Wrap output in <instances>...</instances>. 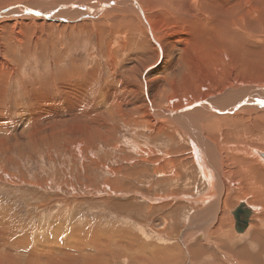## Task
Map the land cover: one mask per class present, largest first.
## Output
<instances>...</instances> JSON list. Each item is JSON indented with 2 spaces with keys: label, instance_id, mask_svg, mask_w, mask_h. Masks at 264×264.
<instances>
[{
  "label": "bare ground",
  "instance_id": "obj_1",
  "mask_svg": "<svg viewBox=\"0 0 264 264\" xmlns=\"http://www.w3.org/2000/svg\"><path fill=\"white\" fill-rule=\"evenodd\" d=\"M75 36L85 38L81 44L74 41L80 47H87V41L93 37L98 38L97 49L102 52L101 57L109 76L113 77V81L105 89L111 91H104L103 104L94 106V98L90 96L95 93L93 90L98 89L97 82L102 75V68L98 69L96 66L97 69L89 77L81 73H76L75 76L65 71L60 72V98L52 94V97H39L33 92V100L32 97L30 102L28 100V106L35 103L36 107L30 109V112L28 110V121L32 124V129H38L40 133L37 136L34 134L35 140L30 142H35L34 145L38 141L48 143L54 137L64 135L60 131L56 132L57 129L42 127L44 122L49 124L47 121L52 120L43 114L56 112L55 108L63 106L66 107L65 110L71 109L67 114H72L75 119L76 124L70 127L71 135L76 138L73 139L74 150L84 146L85 141L89 143L109 140L113 141L111 144L116 150L119 149V143L114 140L116 131L121 127L113 126L109 119L123 126L133 125L142 129L140 136L148 134L150 142L146 141L150 144L143 145L145 142L138 143L135 140L133 154L160 168L159 173H155L159 176L158 180L177 182L174 178L181 170L184 171L182 179L187 180L185 185L190 186L194 184L190 179L198 171L207 188L201 197L191 196L189 192L185 196V193L175 188L169 192L168 199L173 202L177 199L182 202L189 199L190 203L195 200L206 202L214 199L210 209L213 213L211 221L204 229L201 228L202 235L199 234L205 242L211 238L218 253L205 252L204 249L207 248L202 247V244H197L196 247L188 244V262L263 264L264 107L260 102H264V0H0L1 94L11 76L26 77V73L14 63L18 49H26L30 55L31 52L37 53L39 48L46 49L49 44L55 50L60 37L70 40ZM69 53V48L64 47V50L57 52V56L64 59L67 55L70 56ZM133 53L136 56L133 55L131 64L122 68L124 57L127 54L132 57ZM33 57L35 59L38 56L34 54ZM55 57L53 56L54 59ZM92 57H97V54L94 53ZM63 61H59L57 65ZM20 108L19 114L24 117V107ZM57 116L55 121L62 118L60 114ZM43 130L45 132L42 133ZM162 143H165L164 146ZM159 146L168 151L158 150ZM181 147L185 151L182 149V153H177ZM150 164L146 165L151 166ZM162 197L155 195L153 204L161 203ZM242 199L247 201V206L254 214L258 213L257 223L254 225L253 215L251 216L250 225L243 233L245 236L242 235L244 238L235 234L238 232L234 216L236 208L242 204L239 200ZM237 201L239 206L236 205ZM174 206L177 210L182 207ZM196 218L194 215L192 223L189 221L192 229L202 222V219L195 222ZM12 222L14 224V220ZM51 228L49 227L50 230ZM118 228L116 232L109 233L113 236L110 235L107 241H103L100 232L96 233L93 244L100 255L94 257L96 260L115 252L114 246L123 242L119 249L125 248L123 250H128V253L133 252V258L140 264L184 263L180 256L172 252L174 249L169 248L171 251L166 253L164 250L167 245L161 246L157 241H151L152 236L145 229L134 233L130 229ZM150 228L154 235L160 234L157 232L161 230L156 228L155 232V227ZM56 229L51 230L54 233L51 235L56 238L55 243L49 241L53 239L51 236L47 240L42 239L41 235L31 240L30 236L27 249L37 247L30 250L31 254L28 252V264H74L76 259L83 257L86 252L80 251L81 248L75 250L74 245L71 247V244L70 246L60 241L65 244L63 246L59 243V233L64 229ZM18 231L1 213L0 247H9V244L14 243ZM188 232L189 230H184L179 234L181 238H186ZM164 233L168 232L163 231L162 236ZM70 237L72 238H67ZM243 241L247 244L243 245ZM22 243L23 241L19 242V245ZM3 250L0 251V264H15L18 257H15L13 251L9 253L2 252ZM82 262L95 264L86 260Z\"/></svg>",
  "mask_w": 264,
  "mask_h": 264
},
{
  "label": "rangeland",
  "instance_id": "obj_2",
  "mask_svg": "<svg viewBox=\"0 0 264 264\" xmlns=\"http://www.w3.org/2000/svg\"><path fill=\"white\" fill-rule=\"evenodd\" d=\"M75 37H71L70 40H65V38L60 37L61 40L58 39L59 41L56 45L57 49L55 48V50H53L49 44L47 45L46 49L39 48L37 53H34L37 54L38 59H34V54L32 52L30 55L27 54L28 50L25 48L24 49L26 51L23 49H18L17 55L14 57V63L26 73V77H20L19 75L18 77L11 76L6 84V89H3L2 91L4 94H1L2 89H0V146L3 147L0 148V215L2 213V216H6V218L9 219L11 225L14 226V228H18L19 230L17 232V236L15 237L16 241L14 243L16 244H9V247L2 245L0 247V251L3 249L5 251L3 250L2 252L9 251L10 253L13 251L15 257H18L16 259V262L17 260L18 262H15V264H28L26 260L32 252L30 250H35L37 247L33 246V248L27 249L30 236L32 237L31 240H33L34 237L40 235L44 240H47L48 237L51 236L53 239L49 238V241L55 243L56 238L54 239V236L51 234H54L53 231H55L57 228L59 231L64 229L61 231V233H59V243L61 241L62 243L68 245L71 244L72 246H70L73 247L74 245L73 248H76L75 250H80L81 248L80 251L84 253L86 252L85 254L83 253L84 255L82 254L83 257L81 259H76L74 264H85L82 262L83 260L91 261L95 264H140L135 258H133V252L129 251L130 253H128V250H123L125 248L119 249L123 242H121L120 245L114 246L113 250L115 252L110 253L107 257H101L102 259L100 260L95 259L96 257L100 256L98 255L99 253H97L98 251H95L96 246L93 244L96 233L100 232L99 234H102V239L104 238L103 241H107V239L111 237L110 235H112L109 233L116 232L117 228L119 227L130 229L134 233L145 229V231L147 233L149 232L148 234L152 236L150 238L151 241H157L161 246L164 244L168 246L164 250L166 253H169L171 250H175L176 248V250H173L172 252L178 257L180 256L182 262L184 261L183 264H190L188 262V260L190 261V256L188 255V244H192L195 247L199 244H202V247L205 246V248H207L204 249L206 250L205 252L209 251L211 253H218V249L216 245L213 244V240L211 238L205 242L201 237L203 232L202 229H204V226H207L211 221L213 213L210 211V209L214 203V199L209 201H206L205 199L206 202L195 200L191 202L193 203V206H190L191 203L189 199L184 201L186 203L185 204L184 202L179 201V199L173 202L167 198L171 191L175 188H177L181 193H185V196L188 195V192L191 196H203L207 188L203 184L198 171L196 172V176L190 179L192 182L194 181V184L190 186L185 185L187 180L184 181V179H182L184 171L181 172V170L178 171V176L174 178L177 180V182L172 181L171 183L170 180H165L164 182L158 180L157 178L159 176H157L155 173H159L160 168L154 167V165L148 163V161H142L140 156L133 154L135 149V140L138 143L145 142L143 145L150 144L147 143L148 140V142H150L148 134L140 136L139 132L142 129H137L133 125L123 126L121 123L109 119L113 126L121 127V129H118L115 133V140L113 139L114 142H118L120 145L119 149L117 148L118 151L116 150V147L111 144L113 142L112 140H109L108 142L95 141L89 143L88 141H85L86 144H84V146H86L87 149L83 145L81 146V149L79 145L80 149L74 150L73 147L75 145V141H73V139L76 138H74L73 134L71 135L70 131L72 128L70 127L74 126L75 119L73 118L72 114H67L71 109L67 108L68 110H65L66 107L63 106V108H55L56 112L52 111L43 114L44 117L52 120L47 121L49 124L44 122L42 127L44 126L49 130L52 128L57 129L56 132L60 131L59 133H63L64 135L54 137L52 141H48V143L44 141H38V144L34 145L35 142H30L35 140L33 136L34 134L37 136L40 133L38 129H32V124L28 121V110L30 112V109L36 108L34 106L35 103H33L31 106H28V100L30 102V98L35 93V95H39V97L44 95L51 96L52 94L53 96L58 95L60 98L61 94L59 93L60 89H58V84L61 81L60 79H62V76L60 75L63 71L75 76L76 73H81L85 76L88 75L89 77V74H92V71L97 69L96 66H98V69L102 68V75L99 78L100 80L97 82L98 89L96 88V90H93L95 93L90 96V98H94H92L94 100V106L98 103L100 105L103 104L102 93L104 91L107 93H110L111 91L109 89H105L107 85L113 81V77L111 75L109 76V72L106 69V64L101 57L102 52L99 48L97 49L96 43L98 42V38L93 37L92 40L86 42L87 47L81 46V48L77 44H81L82 41L84 42L85 38L82 36H77V39V37ZM78 40H80V42ZM74 41L78 43L76 44ZM71 42L74 44L72 45ZM64 47L67 49L69 48V54L71 57L67 55V58L60 59V57L57 56V52H59L60 49L61 51L64 50ZM88 49L90 50L88 51ZM75 50L76 52H74ZM94 53L97 54V57H92ZM133 55L136 56L135 53H133L132 57L129 54L124 57L121 63L122 68L123 66L126 67L131 64L133 61L131 60L133 59ZM53 56H56L55 59ZM61 60L64 61L57 65ZM16 81H18V83H16ZM3 86L5 85L3 84ZM21 106L24 107L25 110L24 117L20 116L19 114ZM60 109L63 111H60ZM7 110L9 113L6 112ZM57 114H60V117L62 116V118L55 121V119L58 118ZM3 121L4 124L2 123ZM52 124L55 125L53 126ZM48 125L50 128L47 127ZM12 129L15 131H12ZM5 130L8 131L5 132ZM14 132H17V135H15ZM43 132L45 131L43 130L42 133ZM68 132L70 133L68 134ZM16 139L19 141H16ZM77 139H80V137H77ZM3 141L8 143H4ZM108 143L111 145H108ZM3 149H5V151ZM157 149H163L166 152L168 151V149L165 147L161 148V146L157 147ZM182 149L185 151V149L181 147L178 149L177 153H182ZM146 164H150L151 166H147ZM139 170L141 174L139 173ZM186 173L187 175H190V172L186 171ZM132 175H134V178ZM143 189H147V192ZM225 190L224 192H226ZM155 195L163 196V201L161 203H155L156 205H154L152 201ZM240 201L248 205L245 199L239 200V203H241ZM178 203H180V205ZM236 203L237 206L240 205H238V201ZM174 205H176V208L177 206L182 207L181 209L179 208V210H177L174 208ZM188 211L189 214L187 213ZM257 214L253 213V225L254 223H257ZM192 215L197 217L195 222L199 219H202V222L198 224V226H201L200 228L198 226H196L198 228L195 227L194 229L189 227L191 225L190 223H192L191 221H193ZM13 220L14 224L12 222ZM146 223L148 225H145ZM152 226L155 227V232L156 228L159 231L161 230L160 232H157L161 235H154L152 229L150 228ZM49 227H52V232ZM162 229L163 231L166 230L168 232L164 233V236H162ZM184 230H189V232L186 235V238H181L179 232L182 233ZM193 231L197 232L194 233ZM192 234L194 236H192ZM235 234L238 237L245 236V234H239L236 232ZM20 236L27 237L25 238ZM69 236H72V238H67ZM183 239L184 243H182ZM63 240H65V242ZM21 241H23V243L22 245H19V242ZM245 242L246 241H243L242 244H247ZM24 243L26 244L24 245ZM65 244L62 245L65 246ZM124 244L126 245L127 242H124ZM23 245L25 247H23ZM77 247L79 248L77 249ZM177 247H179V249H177ZM117 249H119V251L121 250L122 252H119ZM132 249H135V246H132ZM94 252L97 254L94 255ZM130 254L133 255L131 256Z\"/></svg>",
  "mask_w": 264,
  "mask_h": 264
},
{
  "label": "water",
  "instance_id": "obj_3",
  "mask_svg": "<svg viewBox=\"0 0 264 264\" xmlns=\"http://www.w3.org/2000/svg\"><path fill=\"white\" fill-rule=\"evenodd\" d=\"M253 211L245 203H242L235 211L236 230L239 234H243L249 227Z\"/></svg>",
  "mask_w": 264,
  "mask_h": 264
},
{
  "label": "snow or ice",
  "instance_id": "obj_4",
  "mask_svg": "<svg viewBox=\"0 0 264 264\" xmlns=\"http://www.w3.org/2000/svg\"><path fill=\"white\" fill-rule=\"evenodd\" d=\"M261 103V106L264 107V102H260Z\"/></svg>",
  "mask_w": 264,
  "mask_h": 264
}]
</instances>
